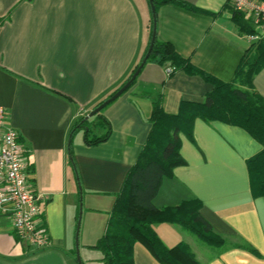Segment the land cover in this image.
<instances>
[{"label":"crops","instance_id":"1","mask_svg":"<svg viewBox=\"0 0 264 264\" xmlns=\"http://www.w3.org/2000/svg\"><path fill=\"white\" fill-rule=\"evenodd\" d=\"M183 1L194 9L158 7L156 38L199 70L230 81L250 44L231 18L232 0ZM150 19L147 0H0V105L24 146L27 180L42 197L39 221L49 235L47 247L36 250L0 213V264H79L76 231L80 260H100L95 244L149 134L154 98L160 95L163 111L174 114L181 101L201 102L211 91L199 73L173 67L167 73L147 60L129 88L103 108L107 139L88 145L79 129L70 143L74 122L140 60ZM251 86L264 99V65ZM179 135L185 162L163 178L153 203L197 198L200 214L226 245H208L175 222L154 224L158 236L167 246L187 243L201 264H264V197L252 195L246 166L261 144L221 120L196 118L192 139ZM133 259L160 264L140 242Z\"/></svg>","mask_w":264,"mask_h":264},{"label":"trees","instance_id":"2","mask_svg":"<svg viewBox=\"0 0 264 264\" xmlns=\"http://www.w3.org/2000/svg\"><path fill=\"white\" fill-rule=\"evenodd\" d=\"M152 3L156 12L163 4H176L194 9L183 0H152ZM229 11L240 31L245 34L253 31L241 11L232 8H229ZM151 30L152 17L150 36ZM148 44L138 63L132 67L117 88L130 78L144 56ZM147 60L156 61L166 67L183 68L191 73H199L212 85V89L201 102L181 101L178 111L174 114L163 111L160 95L154 98L149 118L151 129L138 157L128 170L122 188L116 195L106 231L95 247L101 252L102 264H134L135 242L143 244L160 264H201L187 243L181 241L167 246L153 227L158 222H175L208 245L215 247L226 245L225 240L213 231L210 223L200 214L201 202L192 197L176 205L157 207L153 199L163 178L171 174L173 167L184 164L185 161L179 152V134L183 132L192 139V127L196 118L206 121L221 120L240 126L261 144V150L246 160V166L252 195L264 197V99L251 86L253 75L264 65V41L250 42L233 78L228 82L199 70L180 56L171 43L158 40L156 36ZM102 110L103 108L88 119L81 116L74 122L68 138L70 143L72 135L79 129L84 130V142L88 145L107 139L110 127L102 115ZM233 246L255 252L247 244Z\"/></svg>","mask_w":264,"mask_h":264},{"label":"built area","instance_id":"3","mask_svg":"<svg viewBox=\"0 0 264 264\" xmlns=\"http://www.w3.org/2000/svg\"><path fill=\"white\" fill-rule=\"evenodd\" d=\"M232 8L241 11L253 29L246 34L248 41H264V1L232 0ZM172 69L168 66L166 72ZM6 118V110L0 105V213L9 217L12 231L21 242L36 250L44 249L49 235L39 221L42 197L27 180L24 146Z\"/></svg>","mask_w":264,"mask_h":264},{"label":"water","instance_id":"4","mask_svg":"<svg viewBox=\"0 0 264 264\" xmlns=\"http://www.w3.org/2000/svg\"><path fill=\"white\" fill-rule=\"evenodd\" d=\"M148 3H149L151 17H152V30H151V36H150L149 44H148V47H147V50H146L144 56L142 57L140 63L138 64V66L136 67V69L134 70V72L132 73L130 78L122 86L117 88L110 95H108L105 99H103L96 107L91 109L84 116V119H88L91 116H93L94 114L98 113L107 104H109L110 102L115 100L117 97H119L122 93H124V91H126L129 88L131 82L136 78V76L138 75V73L141 70L142 66L147 61V59L149 57V54L151 52L152 46L154 44L155 36H156V11H155V7H154V5L152 3V0H148ZM77 228H78V224H77ZM75 255H76V259H77L78 263L81 264V260H80V257H79V249H78L77 231H76V234H75Z\"/></svg>","mask_w":264,"mask_h":264},{"label":"rangeland","instance_id":"5","mask_svg":"<svg viewBox=\"0 0 264 264\" xmlns=\"http://www.w3.org/2000/svg\"><path fill=\"white\" fill-rule=\"evenodd\" d=\"M262 1H264V0H262ZM79 257H80V255H79ZM81 259V258H80ZM82 262V261H81ZM86 264H89V263H86ZM91 264H101V260H99V259H97V260H93V261H91Z\"/></svg>","mask_w":264,"mask_h":264}]
</instances>
